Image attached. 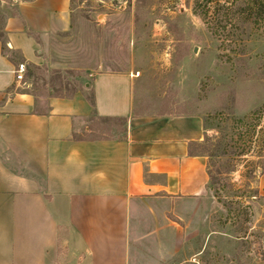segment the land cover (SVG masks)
Here are the masks:
<instances>
[{
  "label": "crops",
  "instance_id": "0c3cea01",
  "mask_svg": "<svg viewBox=\"0 0 264 264\" xmlns=\"http://www.w3.org/2000/svg\"><path fill=\"white\" fill-rule=\"evenodd\" d=\"M74 1L0 0V264H163L189 250L204 264L207 247L234 253L243 237L219 224L208 158L194 151L203 112L142 110L139 79L124 69L88 72L91 100L53 97L47 111L18 89V64L40 63L42 46L71 30ZM94 118L124 130L92 135Z\"/></svg>",
  "mask_w": 264,
  "mask_h": 264
},
{
  "label": "rangeland",
  "instance_id": "374dc122",
  "mask_svg": "<svg viewBox=\"0 0 264 264\" xmlns=\"http://www.w3.org/2000/svg\"><path fill=\"white\" fill-rule=\"evenodd\" d=\"M73 6L71 30L42 46L44 60L26 64L18 89L47 111L53 97L85 92L91 100L88 72L124 69L139 79L142 110L203 112L206 137L194 151L207 156L215 178L210 191L220 203L219 224L229 223L243 239L234 253L207 247L202 261L264 264V0H76ZM92 126V135H111L124 130V120L94 118ZM195 252L163 264H192Z\"/></svg>",
  "mask_w": 264,
  "mask_h": 264
},
{
  "label": "built area",
  "instance_id": "2783aa9c",
  "mask_svg": "<svg viewBox=\"0 0 264 264\" xmlns=\"http://www.w3.org/2000/svg\"><path fill=\"white\" fill-rule=\"evenodd\" d=\"M26 69H27V67H26V64L25 63H19L18 64L17 68L15 69V73H16L17 80L22 81L24 79ZM192 260H193V262H196V263L198 262L196 260V258H193ZM174 264H176V263H174Z\"/></svg>",
  "mask_w": 264,
  "mask_h": 264
},
{
  "label": "trees",
  "instance_id": "16d2710c",
  "mask_svg": "<svg viewBox=\"0 0 264 264\" xmlns=\"http://www.w3.org/2000/svg\"><path fill=\"white\" fill-rule=\"evenodd\" d=\"M249 117V116H248ZM208 172H209V168H208ZM209 175H210V182H209V184H208V188L209 189H212V190H214V191H216V189H215V187H214V184H215V182H214V177H213V175L209 172Z\"/></svg>",
  "mask_w": 264,
  "mask_h": 264
},
{
  "label": "water",
  "instance_id": "95a60500",
  "mask_svg": "<svg viewBox=\"0 0 264 264\" xmlns=\"http://www.w3.org/2000/svg\"><path fill=\"white\" fill-rule=\"evenodd\" d=\"M88 85V84H87Z\"/></svg>",
  "mask_w": 264,
  "mask_h": 264
}]
</instances>
